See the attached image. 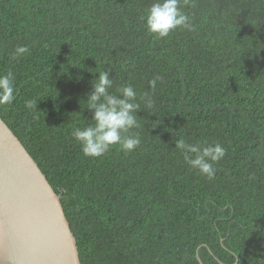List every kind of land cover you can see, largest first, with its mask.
Here are the masks:
<instances>
[{"label":"trees","instance_id":"1","mask_svg":"<svg viewBox=\"0 0 264 264\" xmlns=\"http://www.w3.org/2000/svg\"><path fill=\"white\" fill-rule=\"evenodd\" d=\"M153 2L0 0V73L16 77L0 116L60 196L81 264H264V0H181L195 30L163 39ZM102 71L136 90L141 143L86 157L71 132L92 123ZM177 139L226 149L213 179Z\"/></svg>","mask_w":264,"mask_h":264},{"label":"clouds","instance_id":"2","mask_svg":"<svg viewBox=\"0 0 264 264\" xmlns=\"http://www.w3.org/2000/svg\"><path fill=\"white\" fill-rule=\"evenodd\" d=\"M189 0H183L187 5ZM146 29L149 33L158 38H166L178 28L194 31L191 18L183 10L181 0H154L147 9L144 17ZM29 52L27 46L16 47L11 54L12 59H18ZM160 76L149 81L151 89L155 90L157 80ZM92 91L87 93L85 107L92 112L89 119L92 123L84 127H75L71 135L79 143L82 153L86 157H102L113 146L125 153L134 151L141 143L138 133L133 129L140 127L137 120V112L141 109L138 102L136 90L131 84H125L113 88V80L109 77L108 71L99 72L95 82L93 79ZM16 98V77L12 70L0 73V107L11 105ZM139 100L143 102L145 109L153 108L152 96L145 92ZM28 109L37 108V100H27ZM175 147L183 154V159L190 169L196 170L199 174L208 179L215 177L216 168L214 164L219 162L226 154V149L219 143L192 144L183 139L175 141ZM235 264H240L238 256Z\"/></svg>","mask_w":264,"mask_h":264},{"label":"water","instance_id":"3","mask_svg":"<svg viewBox=\"0 0 264 264\" xmlns=\"http://www.w3.org/2000/svg\"><path fill=\"white\" fill-rule=\"evenodd\" d=\"M0 264H81L60 196L1 116Z\"/></svg>","mask_w":264,"mask_h":264}]
</instances>
